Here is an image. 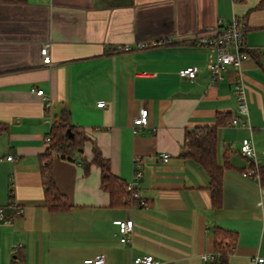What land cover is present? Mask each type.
Instances as JSON below:
<instances>
[{"label": "crops", "instance_id": "crops-1", "mask_svg": "<svg viewBox=\"0 0 264 264\" xmlns=\"http://www.w3.org/2000/svg\"><path fill=\"white\" fill-rule=\"evenodd\" d=\"M261 1L0 2V206L22 209L10 223L0 220V264H85L96 257L131 264L143 254H151L154 264H206L201 255L214 252L217 232L234 240L227 264L264 257V184L242 175L250 161L239 154L240 141L251 137L264 169ZM233 19L243 26L247 48L256 51L241 63L247 116L240 115L237 125L229 124L237 115L235 70L229 67L212 82L207 67L215 48L198 41ZM45 42L48 65L40 56ZM138 43L149 45L136 48ZM118 45L131 48L116 50ZM190 66L198 69L193 79L181 75ZM38 88L43 96L33 91ZM63 109L84 142L71 157L51 158V176L71 207L50 211L41 160L50 125ZM142 109L148 125L137 127L133 120ZM213 126L217 163L227 162L219 208L212 205L207 172L184 157L186 133ZM94 150L126 183L140 159L144 206L110 205L100 169L92 164L85 171L81 163ZM162 153L169 154L166 161ZM126 218L134 224L131 241L123 244L117 231ZM15 243L22 249L12 260Z\"/></svg>", "mask_w": 264, "mask_h": 264}, {"label": "trees", "instance_id": "trees-1", "mask_svg": "<svg viewBox=\"0 0 264 264\" xmlns=\"http://www.w3.org/2000/svg\"><path fill=\"white\" fill-rule=\"evenodd\" d=\"M2 1L14 0H0V2ZM261 7H264V0L256 6V8ZM246 52L249 56H253L256 53V51L248 48ZM3 128L4 125L0 123V129ZM68 129L69 131H67ZM216 129L217 127L213 126L188 131L185 142L187 153L184 154V157L194 160L207 172L210 179L211 202L214 208H219L222 204V174L227 162L225 161L223 165L217 163ZM48 135L50 137L49 141H47L48 147L41 160L44 182V205L50 211H61L70 208L71 205L55 185L51 176L50 161L53 156L71 157L80 151L83 146L84 136L81 130L71 124L67 109H63L54 120ZM81 163L85 171L92 164L100 169V187L108 193L110 205H128L129 202L130 204L136 203L141 206L137 199L131 197L130 192L126 188V182L110 171L108 159L103 157L99 151L94 150L91 159H81ZM257 171L260 181L264 184V169L258 167ZM225 239L229 240L228 244H224ZM233 244L234 240L230 234L217 232L213 249L214 252L218 253V256L206 264H227L228 254L232 250Z\"/></svg>", "mask_w": 264, "mask_h": 264}, {"label": "built area", "instance_id": "built-area-1", "mask_svg": "<svg viewBox=\"0 0 264 264\" xmlns=\"http://www.w3.org/2000/svg\"><path fill=\"white\" fill-rule=\"evenodd\" d=\"M198 41L206 46H213L215 48V55L208 63V72L212 82H216L222 79L223 74L227 71L229 67H232L236 73V80L232 87V92L237 99V115L234 116L230 123L231 125H237L239 123V116H247V106H246V96L245 87L242 80L241 74V63L249 58L246 52L247 46L244 42V29L242 24L238 19H233L230 23L224 26L217 27L216 29L208 30L203 33V35L198 37ZM156 42H152L155 44ZM148 43H138L136 48H143L148 46ZM50 43L45 42L40 48L41 63L48 65L51 63V58L49 54ZM131 47L128 45H118L116 50H129ZM197 67L190 66L181 70V75L193 79L197 75ZM37 95H44L43 89H33ZM97 106H104L103 101L97 102ZM49 107V104L46 105ZM133 123L137 127H144L148 125V110L142 109L139 115L134 118ZM52 125V124H51ZM50 125V127H51ZM50 137L47 135L46 142L49 141ZM239 154L250 161V167L243 171L242 175L246 177L259 178L257 168V156L255 154L254 143L251 137H245L240 141L239 144ZM164 161L169 157L168 153H162L160 155ZM7 160H12V155L6 156ZM1 160V158H0ZM134 169L132 173L131 180L126 183V188L130 192L133 199H137L141 206L146 204L145 200L140 196L139 185L140 179L142 178V163L140 159H134ZM10 209V211H8ZM22 212L21 207L15 204H10V206H0V220L8 224L11 220L20 215ZM133 220L126 218L120 220L118 223L117 237L118 240L127 244L131 241V235L133 230ZM22 249L21 243H15L10 248L11 259L14 260ZM218 253H206L202 254L201 257L204 261H210L217 257ZM154 257L151 254H143L136 256L132 259L131 264H154ZM85 264H105V260L102 257H96L93 259H85ZM254 264H264V257L258 256L253 260Z\"/></svg>", "mask_w": 264, "mask_h": 264}, {"label": "water", "instance_id": "water-1", "mask_svg": "<svg viewBox=\"0 0 264 264\" xmlns=\"http://www.w3.org/2000/svg\"><path fill=\"white\" fill-rule=\"evenodd\" d=\"M67 131H69V129H68ZM71 135H72V134H71Z\"/></svg>", "mask_w": 264, "mask_h": 264}]
</instances>
